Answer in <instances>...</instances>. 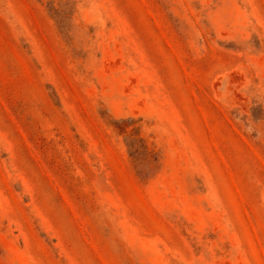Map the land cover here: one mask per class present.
<instances>
[{
	"label": "rangeland",
	"instance_id": "1",
	"mask_svg": "<svg viewBox=\"0 0 264 264\" xmlns=\"http://www.w3.org/2000/svg\"><path fill=\"white\" fill-rule=\"evenodd\" d=\"M0 264H264V0H0Z\"/></svg>",
	"mask_w": 264,
	"mask_h": 264
}]
</instances>
